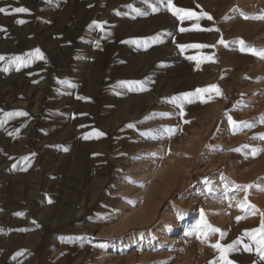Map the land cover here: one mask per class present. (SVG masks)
I'll use <instances>...</instances> for the list:
<instances>
[{"label": "rangeland", "instance_id": "374dc122", "mask_svg": "<svg viewBox=\"0 0 264 264\" xmlns=\"http://www.w3.org/2000/svg\"><path fill=\"white\" fill-rule=\"evenodd\" d=\"M172 2L195 15H173L167 0H0V264H223L209 245L237 240L232 264H264L245 235L261 224L264 171L238 178L264 162V151L251 152L264 149V58L248 50L264 49V0ZM240 24L252 33L230 35ZM37 48L44 59L28 55ZM210 85L222 96L183 97ZM20 111L28 115H7ZM199 141L193 166L173 172ZM170 170L169 183L189 177L165 194L154 221L180 219L165 246L153 225L124 227L134 212L154 210L152 186L166 191ZM245 197L255 214L238 207ZM201 209L223 239L185 236Z\"/></svg>", "mask_w": 264, "mask_h": 264}, {"label": "snow or ice", "instance_id": "6c2138e0", "mask_svg": "<svg viewBox=\"0 0 264 264\" xmlns=\"http://www.w3.org/2000/svg\"><path fill=\"white\" fill-rule=\"evenodd\" d=\"M161 2H163V0H161ZM167 6L169 8V10H171L173 12V15H180L181 13H184L186 16L191 17L193 15H195L193 12L187 10V9H183V8H178L175 7L172 0H167ZM130 7V6H129ZM158 9H156L155 7H153V11H157ZM15 12H28L29 10L27 8H16L14 9ZM139 11V10H137ZM6 9L4 8H0V13H5ZM202 16L206 17L209 20H212L213 18L206 12L202 13ZM183 18V17H181ZM246 19L248 17H245ZM264 18V17H262ZM18 23H24V21L20 20L17 21ZM94 24H96L97 22H93ZM97 27H101L102 25L97 24ZM3 30V29H0ZM213 29H207V31H212ZM181 31H186V29H181ZM216 31H219V29H216ZM153 41L156 39L151 38ZM131 43H138L139 41H129ZM218 43L220 44H224L225 41L223 39H221L220 41H218ZM239 43L241 44V50H245V45H244V41L240 40ZM179 47L181 49L187 47L185 45H179ZM194 47H198V48H205V47H210L209 45H204V44H200V45H194ZM214 47V46H212ZM249 51H251L253 54L255 55H259L261 58H264V49L262 50H256V49H252V48H248ZM30 57H36L39 59H44L43 53L40 51L39 48L35 49L34 52L29 53L28 54ZM5 57L0 55V60H4ZM12 62L15 63H24L25 66H27L28 61H26L23 57L20 56H14L11 58ZM205 59H211V57H206ZM5 71H7V69H4ZM121 85H141L142 86V82L141 81H121L120 82ZM209 90H214L215 93L217 95H221L222 96V91L221 89L217 86V85H210L208 86V88H204V89H196L195 93H184L183 97L187 98L190 96H198L200 93L202 92H208ZM177 98H173V101H175ZM188 102H192L191 100H189ZM203 102H207V101H203ZM8 116H14V115H19V116H27L28 113L20 111V112H16V113H8ZM229 122L232 124L233 129L235 130V128L238 126L237 122L235 120H232L231 116L228 117ZM185 123H188V121H185ZM241 123H246V122H241ZM128 127H133V125L129 124ZM167 131L169 133H174L173 129H167ZM96 137H102L105 135V133L101 132V131H97L95 133ZM85 139H88V136L84 137ZM261 139H264V136L260 137ZM244 147H248L247 145H244ZM65 151H67V149H64ZM235 151H240V149H235ZM260 151H264V149H257V148H253L251 149L252 155L255 156L256 154H258ZM34 155V154H33ZM24 160H28V157H24ZM131 182V181H130ZM238 188H241L245 191H247V189L253 187L252 185H237ZM51 202V201H50ZM238 207L240 208L241 211H245L247 209H251L252 210V214H255L256 211H258V209H256L255 205H250L247 202V197H245L244 201L242 202H238ZM16 215H22V213H16ZM185 215V213L181 212L179 214L180 218L182 219L183 216ZM262 216V220H261V224L260 227L257 229L252 230L251 232H248V230L245 231V235H250L253 239V241L257 244V248L256 251L258 253V255L260 256V258L262 260H264V213L261 214ZM247 218V215L245 216H237L236 220L237 222H239L241 219ZM219 234L221 239H223V237L225 236V232L217 227H214L211 223L208 222L207 217L205 215V213L203 212V210L201 209L200 211V219L197 222V224L190 229L188 232L185 233V236H195L196 239H198L201 243H206L209 240V237L211 235L214 234ZM257 233H259V239H257ZM239 243V240L234 241L232 244H229L227 246L221 245L219 243V241H217L215 244H210L209 246L212 247L213 249L217 250L218 252H220V257L219 260L223 261V264H232V262L230 260H228L227 255L229 253V251L234 250L236 244ZM245 250L251 251V249L245 245ZM210 264H218L217 261H212L210 262Z\"/></svg>", "mask_w": 264, "mask_h": 264}, {"label": "bare ground", "instance_id": "6f19581e", "mask_svg": "<svg viewBox=\"0 0 264 264\" xmlns=\"http://www.w3.org/2000/svg\"><path fill=\"white\" fill-rule=\"evenodd\" d=\"M243 27H244V25L243 24H240V25H234V26H232V29H231V34L230 35H236V34H238V35H241L242 34V32H246L247 34H250V33H252V32H249L248 33V31L250 30V29H246L247 28V26H246V28L243 30ZM231 28V27H230ZM260 28V27H259ZM257 29L255 32H257V31H259V30H261V29ZM264 28V27H263ZM255 29V28H254ZM247 36V35H246ZM248 38H249V35H248ZM205 135H204V137L202 136V139H201V137H200V139H201V141L203 140V142H204V140H205ZM201 141H199V142H196L195 144H193V145H191L190 147H188L187 149H186V151L188 152V154H189V156L188 155H181V158H180V162H178V161H176L175 162V164L173 165V167L171 168V170L174 172V171H176V169L178 170V168H179V164L180 163H182L183 164V167L184 166H190V165H192V163L195 161H193V156L197 153V151L199 150V147H200V145H201ZM206 142V141H205ZM192 156V157H191ZM224 159V158H223ZM197 161V160H196ZM198 163V162H197ZM193 166V165H192ZM192 168V167H191ZM198 168H200V166L198 167ZM171 170L170 171H166L165 173H164V175H163V177H162V180L168 185L167 187V189H166V191L165 190H163V186H162V184H156V185H154V186H152V191H153V193H158L159 194V196H160V199L156 202V204L154 205V210H152V206L150 207V205L148 206V208L145 206V208H142V209H140V210H138V211H136V212H134L133 214H132V216L130 217V220L126 223V226L124 227V230H127V228H128V226H130V225H132V224H134V225H147V224H149V225H153V232H154V236L156 235V236H158L157 238L159 239V240H161L162 241V244L163 245H165V246H168L171 242H172V240H173V238H174V234H176V232L181 228L180 227V219H175V220H172V226H170V227H168V226H166V221H161V222H154L156 219H157V217H158V215H159V209H160V207H161V205L164 203V196H165V194H167V192L169 191L170 192V190H171V188L172 187H179V189H182V188H184L185 186H186V182H187V178L189 177H187V175L185 176H180V177H178V180L176 179L175 180V178L174 179H172V180H174V182L172 181V180H170V183L168 182V179H171L170 177V175L173 173H171ZM199 170V169H198ZM201 170V169H200ZM262 171H264V162H258V163H256L255 164V166L254 167H252L250 170H249V172L248 173H246L245 175H243V176H239L238 178H240V180H246V179H249V178H251L253 175H256V174H258V173H260V172H262ZM183 172H185V171H182V174H184ZM186 173V172H185ZM161 178V177H160ZM187 179V180H186ZM236 179V178H235ZM164 183V184H165ZM165 184V185H166ZM264 186V185H263ZM170 187V188H169ZM211 188H212V186H211ZM172 191V190H171ZM184 191V190H183ZM215 192H216V190H214ZM262 195H260V197H261ZM150 200H154V198L152 197V199H150ZM169 200V199H168ZM151 202V201H150ZM149 202V203H150ZM153 202V201H152ZM180 202V201H179ZM259 203H261V204H263L264 203V198H261L259 201H258ZM189 203H190V201H189ZM152 204V203H151ZM176 204H177V202H176ZM153 235H151V238H153L154 237ZM154 238H156V237H154ZM132 241V238H129V239H127L125 242H124V244L125 243H127V244H129L130 242ZM123 244V242H118V243H116L115 245H114V248L115 249H118L120 246H122V245H124Z\"/></svg>", "mask_w": 264, "mask_h": 264}]
</instances>
